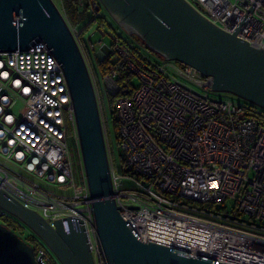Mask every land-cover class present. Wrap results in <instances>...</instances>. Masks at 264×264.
<instances>
[{
	"label": "built area",
	"instance_id": "2783aa9c",
	"mask_svg": "<svg viewBox=\"0 0 264 264\" xmlns=\"http://www.w3.org/2000/svg\"><path fill=\"white\" fill-rule=\"evenodd\" d=\"M185 1L221 30L264 50V0ZM85 4L93 19H106L99 0H78L77 9ZM64 14L102 119L104 97L90 50L98 64L111 60L101 73L106 97L123 92L112 110L131 175L111 167L113 199L139 240L216 264H264V110L226 94L213 97L212 78L177 62L157 63L109 21L82 37ZM128 76L138 78L139 87L120 82ZM19 103L25 109L16 113ZM69 136L78 141L74 107L52 50L38 42L27 52H0V189L52 227L66 218L81 220L95 264H108L84 168L80 187L73 176ZM3 223L36 248L39 264H61L0 207Z\"/></svg>",
	"mask_w": 264,
	"mask_h": 264
},
{
	"label": "water",
	"instance_id": "95a60500",
	"mask_svg": "<svg viewBox=\"0 0 264 264\" xmlns=\"http://www.w3.org/2000/svg\"><path fill=\"white\" fill-rule=\"evenodd\" d=\"M126 33L168 62L212 78L211 90L264 110V50L228 34L185 0H99ZM38 42L62 66L98 236L108 264H216L143 243L113 199L112 168L95 88L70 27L53 0H0V52H27ZM0 207L25 224L61 264H95L84 223L66 218L52 227L6 191ZM0 264H39L33 248L0 224Z\"/></svg>",
	"mask_w": 264,
	"mask_h": 264
},
{
	"label": "rangeland",
	"instance_id": "374dc122",
	"mask_svg": "<svg viewBox=\"0 0 264 264\" xmlns=\"http://www.w3.org/2000/svg\"><path fill=\"white\" fill-rule=\"evenodd\" d=\"M53 2L57 6L58 10L61 12L63 17L65 18L62 0H53ZM103 11L106 12V10L104 8H103ZM69 12H70V20L72 22L71 24L74 27H81L88 19V17H87L88 15L87 16H78V15L75 16V15L71 14L72 13L71 11H69ZM106 14H107L108 18L110 19L112 25L119 29V32H121L127 39H129L131 42H133V44L136 45L138 48H140L142 51H147L142 45H140L137 37L131 36L128 33H126L124 31V29H122L120 26H118V24L110 17V15L107 12H106ZM92 31H93V29L90 30V33ZM87 36H89V33L87 34ZM99 38H100L99 35L96 36L93 39V42L97 41ZM105 44L106 45L111 44V41L109 38H105ZM90 53H91V57H92V61H93V66H94L95 71L97 73V78H98V81L100 84V88L102 90V95L104 97V100H103L104 109H105L107 120H108V129H109V135H110V139H111V143H112L113 152H114L116 159L118 160L117 165L119 167V171H121V168H120L121 165H120V161H119L120 149H119V145H118L117 139H116V131L114 128V121H113V117H112L111 105H110L108 98L106 97V94H105V86H104V83L102 80V75H101V72H100V69L98 66V62H97V58L95 56V53L92 50H90ZM153 59L159 64H162L164 61V59H162L160 56H154ZM132 85L135 88L139 87L140 83H139L138 78H133ZM212 96L216 97V98H223V97L228 96L229 98L235 100L236 102H243V103L246 102L245 100H242L236 96L229 95V94L226 96L225 94L212 93ZM24 109H25L24 106L21 103H19L15 109V112L19 113L21 110H24ZM102 122H103V119H102ZM103 126H104V124H103ZM106 141H107V139H106ZM67 144H68V150H69V158H70V162H71L72 170H73V176H74V179L76 181L77 187H80V184L82 183L83 178H84V172H83L82 159L80 157L79 143L74 136H69L68 140H67ZM109 156H110V154H109ZM110 162H111V157H110ZM111 167H112V162H111Z\"/></svg>",
	"mask_w": 264,
	"mask_h": 264
},
{
	"label": "trees",
	"instance_id": "16d2710c",
	"mask_svg": "<svg viewBox=\"0 0 264 264\" xmlns=\"http://www.w3.org/2000/svg\"><path fill=\"white\" fill-rule=\"evenodd\" d=\"M63 1V6H64V9L66 11V14L70 20V12L71 11L73 15H78V16H87L88 19L87 21L80 27V32H81V36H85L92 28H94V26L97 24V22H100L101 25H104V24H107L106 22L110 21V19L108 18L106 12L103 11V7L100 5L99 6V13L100 14H103L104 16H106V19L105 18H99L97 20L93 19L91 17V14H90V10L87 6V4H85L84 8L83 9H80L78 10L77 9V5H78V0H62ZM70 23L71 20H70ZM112 24V23H111ZM113 26V25H112ZM114 27V26H113ZM114 29L120 34V35H123L121 32H119V29L114 27ZM96 36H98V34H96ZM95 36V37H96ZM94 37V38H95ZM123 37H125L123 35ZM87 38V39H86ZM84 37L83 40L86 42V45H87V41H88V37ZM93 38V39H94ZM126 38V37H125ZM100 39V38H99ZM98 39V40H99ZM97 40V41H98ZM97 41H94V43H97ZM138 42L140 43V45H142L147 51H143L144 53H146L147 55H149L150 53L153 54L154 56H158L157 54L153 53L151 50H149L145 44H143V42H141L139 39H138ZM133 43V42H132ZM111 60L108 59V60H105V61H102V62H99L98 66H99V69H100V72L103 74L105 73V70H106V65L110 62ZM120 82L122 83H127L128 85L131 84L132 82V77L131 76H128V77H121L120 79ZM122 85H125V84H122ZM228 95V94H226ZM123 96V92H120L117 96L115 97H108V101L111 105V110L113 109V103L115 101L116 98L118 97H122ZM101 109H102V115H103V120H104V130H105V135H106V139H107V144H108V150H109V154H110V157H111V162H112V168H113V171L115 172H120L119 171V167L117 165V162L118 160L116 159L115 155H114V152H113V148H112V143H111V139H110V135H109V129H108V120H107V116H106V112H105V109H104V102L101 103ZM112 117H113V121H114V128H115V131H116V139H117V143L119 145V134H118V127H117V123L115 122L114 120V114H113V110H112ZM119 161H120V165H121V175L123 177H129L131 174L126 170V167H125V162L122 158L121 155H119ZM2 225H6V227H8L11 231H14V229L9 226L8 224H5L3 223ZM28 244V243H27ZM30 247H33L34 251L37 252L36 248L30 243L28 244Z\"/></svg>",
	"mask_w": 264,
	"mask_h": 264
}]
</instances>
